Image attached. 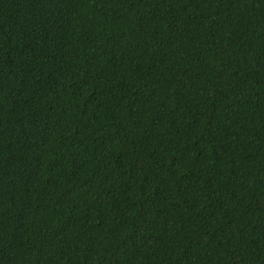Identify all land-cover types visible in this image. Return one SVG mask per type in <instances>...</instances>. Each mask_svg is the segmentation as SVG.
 Segmentation results:
<instances>
[{"label":"trees","instance_id":"trees-1","mask_svg":"<svg viewBox=\"0 0 264 264\" xmlns=\"http://www.w3.org/2000/svg\"><path fill=\"white\" fill-rule=\"evenodd\" d=\"M0 264H264V0H0Z\"/></svg>","mask_w":264,"mask_h":264}]
</instances>
